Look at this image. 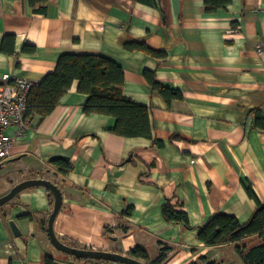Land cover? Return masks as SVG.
<instances>
[{"label":"crops","instance_id":"0c3cea01","mask_svg":"<svg viewBox=\"0 0 264 264\" xmlns=\"http://www.w3.org/2000/svg\"><path fill=\"white\" fill-rule=\"evenodd\" d=\"M6 35L16 36L12 55L2 50ZM263 40L264 0H233L217 14L206 12L205 0H50L47 15L35 14L28 0H0V77L40 84L63 54L105 56L123 68L125 95L149 108L153 130V139L116 135V118L84 113L88 96L76 81L52 115L33 117L14 141L0 171V194L7 184L9 193L33 178L58 183L64 203L55 232L78 248L129 255L142 246L149 264L164 248L170 249L165 264H244L236 245L210 247L198 234L217 214L246 224L264 205V129L257 120L258 112L264 119V53L257 51ZM129 41L164 56L129 51ZM25 45L36 53L24 54ZM146 71L183 99L167 102ZM54 155L69 157L67 175L50 163ZM18 168L24 170L19 181ZM169 201L188 213L190 228L164 219ZM6 206L0 264H45L47 256L54 264H116L54 249L46 188L27 189Z\"/></svg>","mask_w":264,"mask_h":264},{"label":"trees","instance_id":"16d2710c","mask_svg":"<svg viewBox=\"0 0 264 264\" xmlns=\"http://www.w3.org/2000/svg\"><path fill=\"white\" fill-rule=\"evenodd\" d=\"M28 1L35 14L47 15L50 0ZM232 1L205 0L206 12L217 14L226 11ZM15 42V35H6L2 42V50L7 54H14ZM125 47L129 51H140L152 57L164 56L162 51L153 50L140 41L126 42ZM36 51L37 48L34 45H25L23 48L24 54L31 55ZM145 77L153 90L167 102L183 99V94L179 90L157 82L155 73L146 71ZM76 81L79 83V92L88 96V101L84 106L86 115H106L116 118L117 123L112 130L116 135L153 139L149 108L136 104L125 95L126 76L123 68L117 62L102 55L66 53L60 56L56 70L32 89L28 100L27 117L32 119L37 116L45 120L52 115ZM257 120L258 126L264 129V119L260 112L257 113ZM155 143L160 147L164 145L160 140H155ZM51 164L56 166L58 172L63 175H67L73 169L69 160H58ZM247 190L252 198H256L251 187ZM48 192L53 209L54 196L49 190ZM5 206L0 208L1 212L4 211ZM132 211L133 206H129L126 214L130 215ZM162 213L169 223L180 224L186 228L191 227L188 213L171 201L164 205ZM49 214H47V227ZM4 217L7 219L5 215ZM26 218L33 219V215H27ZM198 238L210 247L234 244L236 245L235 251L244 264H264V205H259L251 220L246 224H242L235 216L217 214L199 228ZM169 252V248L162 249L159 257L152 264H165L168 261ZM129 255L145 262L150 261L148 251L142 246L133 248ZM78 260L90 261L89 259ZM45 264H54L53 258L47 256ZM208 264L219 263L210 262Z\"/></svg>","mask_w":264,"mask_h":264},{"label":"water","instance_id":"95a60500","mask_svg":"<svg viewBox=\"0 0 264 264\" xmlns=\"http://www.w3.org/2000/svg\"><path fill=\"white\" fill-rule=\"evenodd\" d=\"M58 160H70L69 157L63 155H54L49 161L50 163ZM3 169V164L0 165V171ZM33 187H44L48 189L54 196V207L48 219L47 235L52 246L64 254L71 255L77 259H89L97 261H107L116 264H149L143 260L133 258L129 255L120 253L108 252L103 250L85 249L73 247L63 242L55 232V222L58 218L64 203V196L61 188L53 181L47 178H33L20 182L15 185L12 190L6 195L0 197V208L13 199L19 196L22 192ZM13 233L20 236L22 233L14 220L9 222Z\"/></svg>","mask_w":264,"mask_h":264},{"label":"built area","instance_id":"2783aa9c","mask_svg":"<svg viewBox=\"0 0 264 264\" xmlns=\"http://www.w3.org/2000/svg\"><path fill=\"white\" fill-rule=\"evenodd\" d=\"M257 51L264 53V40ZM38 85L10 73L0 77V165L10 157L14 141L24 137L31 126V119L27 117L28 100ZM11 128H15L16 134H10Z\"/></svg>","mask_w":264,"mask_h":264},{"label":"rangeland","instance_id":"374dc122","mask_svg":"<svg viewBox=\"0 0 264 264\" xmlns=\"http://www.w3.org/2000/svg\"><path fill=\"white\" fill-rule=\"evenodd\" d=\"M15 173L18 175V181L24 179V170H23V169L18 168L17 171H16ZM23 181H24V180H23ZM20 182H22V181H20ZM18 184H19V183H18ZM9 188H10V185L7 184V189L1 191L0 197L6 195V194H7V191H9V190H8ZM8 207H9V206H5V209L8 210ZM67 244H68V243H67ZM54 249H55V248H54ZM55 250L58 251L59 253H62L61 251H59V250H57V249H55ZM60 255H61V257H62V254H60ZM231 264H232V263H231Z\"/></svg>","mask_w":264,"mask_h":264}]
</instances>
